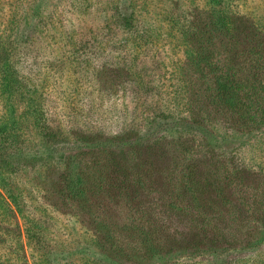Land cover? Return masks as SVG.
I'll list each match as a JSON object with an SVG mask.
<instances>
[{
  "label": "rangeland",
  "instance_id": "obj_1",
  "mask_svg": "<svg viewBox=\"0 0 264 264\" xmlns=\"http://www.w3.org/2000/svg\"><path fill=\"white\" fill-rule=\"evenodd\" d=\"M220 3L0 0V264H264V0Z\"/></svg>",
  "mask_w": 264,
  "mask_h": 264
},
{
  "label": "trees",
  "instance_id": "obj_2",
  "mask_svg": "<svg viewBox=\"0 0 264 264\" xmlns=\"http://www.w3.org/2000/svg\"><path fill=\"white\" fill-rule=\"evenodd\" d=\"M221 1L222 0H214V2L219 5L221 4L220 3ZM116 14L118 17V25H120V27H122L124 30L129 31V32L136 30V26L132 23L133 18L131 15L123 14L121 10H117ZM184 32L186 33L188 32V30L185 29ZM64 179L66 181H69V183L67 184V192L70 194V196H74L76 198H79V197L82 198L85 192V189L83 186H80V183H79L80 178L77 177V179L74 181V178L72 177V175L69 174V177L64 176ZM0 184L5 188L4 190L6 191L7 199L14 205L17 213L21 214L22 216L23 215L22 206L17 201L12 189L7 187L6 179H3L2 177H0ZM201 255L203 256L202 252H201Z\"/></svg>",
  "mask_w": 264,
  "mask_h": 264
}]
</instances>
